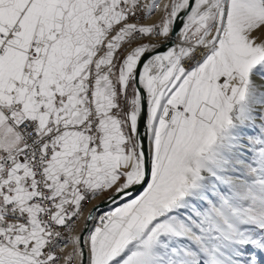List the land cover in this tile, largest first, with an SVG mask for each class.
Instances as JSON below:
<instances>
[{
    "label": "snow or ice",
    "instance_id": "1",
    "mask_svg": "<svg viewBox=\"0 0 264 264\" xmlns=\"http://www.w3.org/2000/svg\"><path fill=\"white\" fill-rule=\"evenodd\" d=\"M0 264H264V0H0Z\"/></svg>",
    "mask_w": 264,
    "mask_h": 264
}]
</instances>
